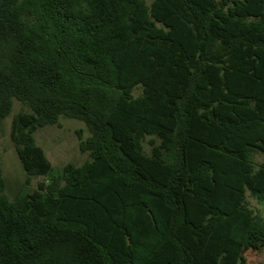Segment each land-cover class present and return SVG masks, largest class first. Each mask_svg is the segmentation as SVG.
Listing matches in <instances>:
<instances>
[{"label": "trees", "instance_id": "16d2710c", "mask_svg": "<svg viewBox=\"0 0 264 264\" xmlns=\"http://www.w3.org/2000/svg\"><path fill=\"white\" fill-rule=\"evenodd\" d=\"M15 99L27 178L11 199L0 171V264H250L264 0H0V118ZM61 117L90 131L81 165L36 143Z\"/></svg>", "mask_w": 264, "mask_h": 264}, {"label": "rangeland", "instance_id": "374dc122", "mask_svg": "<svg viewBox=\"0 0 264 264\" xmlns=\"http://www.w3.org/2000/svg\"><path fill=\"white\" fill-rule=\"evenodd\" d=\"M146 2L150 4L152 0ZM141 93L142 87L139 85L134 89L133 94L138 96ZM29 110L28 106L15 99L11 113L5 118H0V171L6 180L5 191L11 199L16 197L27 178L11 139L12 121L18 112ZM89 135L90 131L82 120L69 117H61L59 124L39 127L34 132L36 143L44 149L52 165L57 168L63 167L68 162L81 165L90 158L89 153L80 148V141ZM144 147L149 151L150 146L147 141L144 142ZM261 160L262 155L257 154L256 161ZM40 180L39 177H32L30 183L26 185L27 188L35 189ZM247 199L249 206L264 216L263 204L249 192ZM243 257L250 264H264V242H260L257 248L247 249Z\"/></svg>", "mask_w": 264, "mask_h": 264}]
</instances>
